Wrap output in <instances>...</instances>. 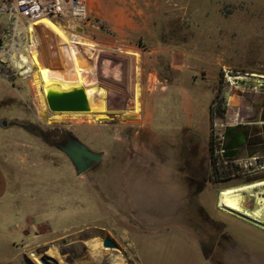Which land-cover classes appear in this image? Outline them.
Listing matches in <instances>:
<instances>
[{"label": "rangeland", "instance_id": "rangeland-1", "mask_svg": "<svg viewBox=\"0 0 264 264\" xmlns=\"http://www.w3.org/2000/svg\"><path fill=\"white\" fill-rule=\"evenodd\" d=\"M88 4L92 16L106 20L101 29L87 23L61 24L100 50L95 55V79L106 88L105 122L85 118L65 125L44 122L31 78L9 59L11 47L26 41L28 23L0 22V162L6 169L17 163L8 183L0 164L1 202L8 207L0 212V243L2 237H15L18 244L24 238L42 237L38 243L32 240L27 253L13 264H42V258L49 264H155L161 258L167 264L168 255L175 251L174 237H183L175 232L177 228L187 224L196 233L203 230L213 235L222 226L214 213L220 191L262 181L264 171L219 185L211 181L213 156L208 157L211 184L200 193L206 179L199 183L173 177L172 155L167 151L160 161L147 156L131 164L130 152L137 157L146 154L140 142L150 133L138 129L140 112L127 118L122 111L134 105L136 83L141 90L140 107L142 91L147 94L169 84L155 105L162 111L166 108L164 127L182 126L179 91L205 88L213 95L209 134L211 127L223 135L226 127L236 131L240 117L236 125L215 127V121L226 122L227 116L215 118V111L239 114V103H234L239 98L237 87L251 93L264 89V0H88ZM103 4L106 11L112 9L113 20L97 11ZM33 28L44 63L66 78L71 70L60 38L43 23ZM151 72L165 78V84L157 79V87L149 86L155 83ZM177 73H183L182 77L174 81ZM171 107L177 108L175 115L166 113ZM68 137L102 151L100 163L78 175L72 160L57 146ZM240 148L226 147L234 152ZM180 157L182 169L184 157ZM261 164L264 159L254 161V169ZM257 187L242 193L256 197ZM24 217L33 220L31 225H24ZM231 219L226 221L229 229L239 237H264V231ZM107 237L117 249L103 247ZM20 249L14 248L15 254Z\"/></svg>", "mask_w": 264, "mask_h": 264}, {"label": "crops", "instance_id": "crops-1", "mask_svg": "<svg viewBox=\"0 0 264 264\" xmlns=\"http://www.w3.org/2000/svg\"><path fill=\"white\" fill-rule=\"evenodd\" d=\"M111 5H113V2ZM97 11L109 17L110 20L114 19L112 9L111 11H106L104 4L103 7ZM131 64H133V61ZM107 66L108 69H110L109 65ZM182 74L183 73H177L174 81H176V78L179 76L182 77ZM150 75L153 76L152 81H155V83H151L149 86L152 87L154 85V87H157V79L159 82L162 80L161 82L165 84V78L159 77L154 72H151ZM188 78L193 80L191 76H188ZM168 85L167 88H156L158 90H152L147 94H144L142 91L141 112L138 114L139 116L136 115L138 116L136 124L140 131H149L150 138L148 137V139L141 140L140 142V149L146 152V154H141L137 157V154L132 151L127 158L131 164L143 158V160H145L147 156H149L148 158L160 161L162 158H166L164 152L167 151L172 155V161L170 162L172 163V169L170 170L172 171L173 177H188L198 179V181H200L199 179L202 177V182L206 179L207 182L205 187L199 191L202 193L201 191H204L207 185L211 184V182L207 180L211 168L206 148L209 137L210 103L213 95L211 93L209 94V92L207 94L205 88L197 91H190L187 88L181 89L179 91L180 103L178 108L180 113L183 114L182 126L164 127L163 112H165L166 108H163L162 111V109L155 104L162 90L168 89ZM175 85L178 86L177 83ZM176 112H178V110L175 107H171L166 111V113L170 115H175ZM180 154L184 157L182 169L179 168L181 163ZM0 164L5 171L4 173L7 176L8 183V180L10 182L12 179L11 173L16 168L17 163L13 162L9 164L11 169H6L3 162H0ZM199 165H201L200 168ZM0 176H4L2 171H0ZM1 198L0 196V212L4 209H8V207L1 202ZM214 213L221 219L220 224L222 226L213 235H205L203 230L196 233L190 230L191 227L187 224L183 226V229L179 230V228H177L175 230L178 234H182L183 237H174L176 239L174 243L175 251L168 255L167 264H264V237H239L232 229H229V224L226 221L234 218L237 222L243 223L257 232L264 231V228L236 215L225 213V211L222 210L219 211L216 209ZM22 222L24 225H31L30 222H33V220L24 217ZM2 238L3 241L0 243V259L6 257L7 260H0V264H13L15 259L18 260L24 253H27L30 248L29 243L32 240H34V243H38L42 237L24 238L19 241L20 244L15 241V237ZM17 246H20L21 249L15 254L14 248ZM154 262L155 264H164L161 258H156Z\"/></svg>", "mask_w": 264, "mask_h": 264}, {"label": "bare ground", "instance_id": "bare-ground-1", "mask_svg": "<svg viewBox=\"0 0 264 264\" xmlns=\"http://www.w3.org/2000/svg\"><path fill=\"white\" fill-rule=\"evenodd\" d=\"M40 22L47 25L46 27H49L60 38V44L63 46L66 60L70 64L71 71L69 72L68 70L67 73L69 78H67V76V79L64 78L61 74L49 69L44 63V59L37 48L36 38L32 34L34 29L33 26L37 22H31L27 25L25 31L27 37L26 41L19 42L18 46L11 47L9 59L15 68L24 69V74H27L26 76L31 78L32 85L37 93L36 106L38 107L41 119L48 124L58 122L56 124L59 125H65L75 118H85L98 122L107 121L108 116L106 113L108 110L105 102L106 88H102L101 85L99 86L95 79V55L100 52V50L96 47L95 43L90 42L91 40L87 41L89 39H83L82 34L68 32L61 22H54L47 18H43ZM20 29L21 28L18 27L19 31ZM83 55H85V57ZM137 72H139L138 69ZM117 75H119V73H117ZM80 87L84 89L89 99L91 106L89 111L51 112L48 110L46 97L51 91L61 92ZM140 92L139 83H136L133 95L134 105L122 111L125 117L128 118L129 115L141 112ZM263 184L264 183L260 182L259 184L254 183L250 186L246 185L223 190L220 194L218 208L225 211V213L234 214L264 228V222L258 220L259 218L264 220V196H259L260 194L256 193L258 206L250 210L247 206L248 201L242 193L243 191H250V189ZM111 255L119 257L118 254Z\"/></svg>", "mask_w": 264, "mask_h": 264}, {"label": "built area", "instance_id": "built-area-1", "mask_svg": "<svg viewBox=\"0 0 264 264\" xmlns=\"http://www.w3.org/2000/svg\"><path fill=\"white\" fill-rule=\"evenodd\" d=\"M43 18H47L54 22H63L64 24L87 23L95 29H101L104 22H106L103 18L94 17L90 14L88 0H0V22L7 21L13 23L14 21L15 23L21 20V22H27L28 24L37 22L34 25L36 26L38 23H42L40 21ZM23 71L24 69L21 73L24 74ZM239 117L238 113L227 115L226 122L220 121L221 123H218L215 121L214 125L215 127L220 125H224L225 127L236 125L239 121ZM240 122L242 123L241 119ZM218 137L219 142L217 144L219 145L215 147L212 163L214 169L213 178L217 180L219 185L246 180L264 171V164L254 169V161L256 163L259 159H264L262 156L259 154L251 155L241 153L238 150L234 152L231 149H226L224 135L221 133ZM226 151L229 152L228 155H225ZM261 188H264V186L257 187L256 192L262 193L260 192ZM222 191L223 190L220 191V194ZM219 198L217 201V208ZM246 199L248 201V209L252 210L258 206L257 197H255L254 194H249V197H246ZM258 220L264 222L261 218Z\"/></svg>", "mask_w": 264, "mask_h": 264}, {"label": "water", "instance_id": "water-1", "mask_svg": "<svg viewBox=\"0 0 264 264\" xmlns=\"http://www.w3.org/2000/svg\"><path fill=\"white\" fill-rule=\"evenodd\" d=\"M47 108L51 112L57 111H89L91 109L89 99L83 88H74L66 91H51L47 97ZM58 122L51 124L57 125ZM235 127L226 129V136L232 135ZM240 141H243L242 136L235 137L226 147H237ZM57 146L63 150L75 165L78 175H82L100 163L104 153L95 151L77 137H68L65 141L60 142ZM226 152L225 155H228ZM105 249H117V245L111 238L107 237L103 240ZM28 260V259H27ZM42 264H49L46 258L41 259Z\"/></svg>", "mask_w": 264, "mask_h": 264}, {"label": "flooded vegetation", "instance_id": "flooded-vegetation-1", "mask_svg": "<svg viewBox=\"0 0 264 264\" xmlns=\"http://www.w3.org/2000/svg\"><path fill=\"white\" fill-rule=\"evenodd\" d=\"M237 94L239 95V98H235L234 103H239L236 107H238L242 123L240 126H237L238 128H236V131H233L232 135L226 136V134H224L225 147L232 142L235 137L242 136L243 141L238 143V146L241 147L240 152L246 154H259L264 158V89L255 90L251 93L237 87ZM228 112L229 111L226 113L225 110H221L217 115V112L215 111V118L218 116L220 120L221 118L225 119L224 116L228 115ZM211 129L213 130V133L211 135L209 134L210 136L206 148L209 157L213 156L217 141H219L217 135H221V132L215 130V128L211 127ZM200 167L201 165H199V168ZM199 180L200 181L197 180V182L201 183L202 177H200ZM213 180L214 178L212 177L211 181L213 182ZM192 182L194 183V181ZM260 182L264 183V180L255 183ZM262 194H264V190L262 191Z\"/></svg>", "mask_w": 264, "mask_h": 264}]
</instances>
